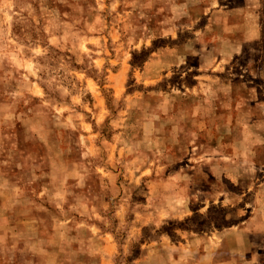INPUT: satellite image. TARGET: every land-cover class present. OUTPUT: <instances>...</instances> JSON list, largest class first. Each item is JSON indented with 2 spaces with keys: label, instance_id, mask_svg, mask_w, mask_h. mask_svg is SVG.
Masks as SVG:
<instances>
[{
  "label": "rangeland",
  "instance_id": "374dc122",
  "mask_svg": "<svg viewBox=\"0 0 264 264\" xmlns=\"http://www.w3.org/2000/svg\"><path fill=\"white\" fill-rule=\"evenodd\" d=\"M263 180L264 0H0V264H264Z\"/></svg>",
  "mask_w": 264,
  "mask_h": 264
},
{
  "label": "crops",
  "instance_id": "0c3cea01",
  "mask_svg": "<svg viewBox=\"0 0 264 264\" xmlns=\"http://www.w3.org/2000/svg\"><path fill=\"white\" fill-rule=\"evenodd\" d=\"M229 16H224V18ZM223 18V22L225 21ZM219 25H215L212 28H217ZM251 153H254L253 151ZM256 154V153H254ZM254 155L251 154V160L253 159ZM256 166V165H255ZM259 166H256V169ZM258 204L256 205V210L253 212V216L250 218L251 224L255 228L256 232L264 234V180L258 184V189L256 192ZM256 223V225H255ZM209 255L210 252H209ZM210 264H236L234 258H231L228 253L225 252V249L221 246L220 243L217 246L216 252L212 253L211 258L209 259Z\"/></svg>",
  "mask_w": 264,
  "mask_h": 264
}]
</instances>
